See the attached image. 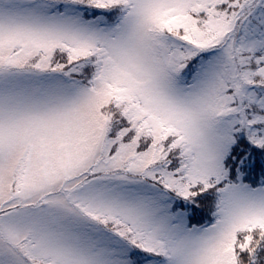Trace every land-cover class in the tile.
<instances>
[{"label":"snow or ice","instance_id":"6c2138e0","mask_svg":"<svg viewBox=\"0 0 264 264\" xmlns=\"http://www.w3.org/2000/svg\"><path fill=\"white\" fill-rule=\"evenodd\" d=\"M0 264H264V0H0Z\"/></svg>","mask_w":264,"mask_h":264}]
</instances>
